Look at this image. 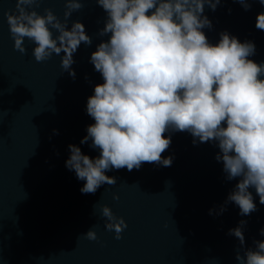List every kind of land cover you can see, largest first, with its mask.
Listing matches in <instances>:
<instances>
[{
    "label": "water",
    "instance_id": "1",
    "mask_svg": "<svg viewBox=\"0 0 264 264\" xmlns=\"http://www.w3.org/2000/svg\"><path fill=\"white\" fill-rule=\"evenodd\" d=\"M15 4L0 0V264H238L239 240L228 233L240 220L247 221L246 247L264 240V204L255 188L249 189L257 204L251 215L241 216L234 203L222 215L209 214L224 203L239 178L227 181L222 162L215 159L218 147L194 145L188 132L165 133L171 144L162 156L172 157L170 167L145 162L132 171L113 169L106 175L117 179L115 185L82 193L85 181L65 162L70 144L92 158L99 155L91 141H80L95 123L86 105L103 79L89 61L108 38L97 35L106 13L95 0H84V7L69 18V28L80 20L93 40L91 46L81 43L74 54L73 79L61 67L64 53L37 62L35 45L27 38L26 53L15 49L4 15L15 11ZM45 8L63 20L65 0H42L36 10L44 14ZM261 12L259 0H251L249 10L237 0H221L215 11L206 5L212 27L203 31L213 44L224 31L242 42L253 41L256 52L250 59L264 63V30L256 28ZM104 204L127 221L119 240L105 227ZM92 227L95 241L83 235Z\"/></svg>",
    "mask_w": 264,
    "mask_h": 264
},
{
    "label": "clouds",
    "instance_id": "2",
    "mask_svg": "<svg viewBox=\"0 0 264 264\" xmlns=\"http://www.w3.org/2000/svg\"><path fill=\"white\" fill-rule=\"evenodd\" d=\"M41 2L16 0L15 11L4 13L14 47L26 53L27 38L35 45L37 62L64 53L61 67L75 79L74 54L81 43L93 42L80 20L68 27L84 0H65L63 20L51 8L39 13ZM95 2L106 13L97 35L108 38L90 56L103 82L88 97L86 112L95 123L87 126L80 143L91 141L99 155L92 158L70 144L65 162L85 181L81 192L94 194L104 184L115 185L117 179L106 175L113 169L132 171L145 162L170 167L172 157L162 156L171 144V135L165 133L188 132L194 145L211 142L218 147L215 159L222 162L227 181L239 178L224 203L209 214L222 215L234 203L241 216L251 215L257 204L250 188L264 204V63L250 59L255 43L242 42L227 31L220 33L218 43L209 41L203 30L211 28L212 21L205 7L215 11L221 0ZM237 2L245 10L251 8V0ZM256 28L264 30V12L257 15ZM113 198L118 200L119 194ZM101 216L106 229L121 239L128 226L124 217L107 204L101 206ZM246 224L240 220L229 229L239 240L235 258L238 264H264V240H254V248L245 246ZM83 235L98 238L94 227Z\"/></svg>",
    "mask_w": 264,
    "mask_h": 264
}]
</instances>
